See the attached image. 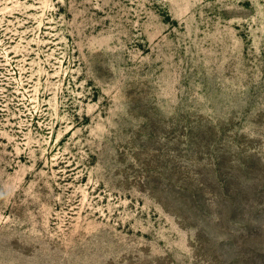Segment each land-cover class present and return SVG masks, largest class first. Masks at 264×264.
I'll use <instances>...</instances> for the list:
<instances>
[{
  "label": "rangeland",
  "instance_id": "obj_1",
  "mask_svg": "<svg viewBox=\"0 0 264 264\" xmlns=\"http://www.w3.org/2000/svg\"><path fill=\"white\" fill-rule=\"evenodd\" d=\"M0 264H264V0H0Z\"/></svg>",
  "mask_w": 264,
  "mask_h": 264
}]
</instances>
